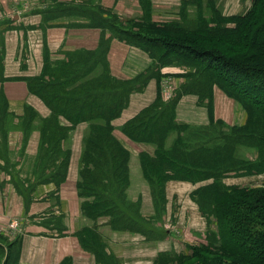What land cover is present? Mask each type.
I'll return each mask as SVG.
<instances>
[{"label":"crops","instance_id":"crops-1","mask_svg":"<svg viewBox=\"0 0 264 264\" xmlns=\"http://www.w3.org/2000/svg\"><path fill=\"white\" fill-rule=\"evenodd\" d=\"M185 1L194 0H0V264H158L171 252L188 253L205 238L208 221L193 195L213 180L168 178L161 210L155 211L140 163L141 155L155 157V147L131 140L123 129L157 99H177L175 122L199 130L218 124L223 130L243 127L247 115L217 87L202 98L181 94L185 70L155 67L148 53L113 32L137 31L147 21H178ZM199 1L205 9L212 0ZM247 2L215 0L223 16L243 13ZM187 6L190 14L197 11V4ZM72 73L77 75L65 86ZM164 81L172 90L169 100L161 95ZM115 83L133 86L110 121L112 138L129 155L126 200L137 206L141 220L155 218L151 227L157 230L159 225L160 231L154 237L111 229L105 220L94 230L87 226L78 182L89 123L73 124L34 92L53 84L56 95L68 96L85 86L108 98L126 88L117 89ZM55 173L60 174L53 178ZM261 180L228 175L222 182L231 188ZM147 201L148 217L141 209ZM14 222L16 229L10 226ZM87 231L104 243L100 261L81 241Z\"/></svg>","mask_w":264,"mask_h":264},{"label":"trees","instance_id":"trees-1","mask_svg":"<svg viewBox=\"0 0 264 264\" xmlns=\"http://www.w3.org/2000/svg\"><path fill=\"white\" fill-rule=\"evenodd\" d=\"M262 2L263 0H252L251 8L244 15L227 18L216 10L208 16L209 10L203 9L199 0L185 1L178 21L161 25L147 21L143 22L137 31L113 30L119 39L148 53L155 67L191 65L200 69L197 66L199 65L200 72L186 75L187 84L181 94L195 93L202 98L209 89L218 87L226 96L244 107L247 121L243 127L223 130L222 125L218 124L213 130H199L175 122L174 109L177 99L167 103L157 99L151 107L143 110L127 124L123 131L131 140L155 147V157H140L142 172L151 187L155 204L163 203V184L168 178L191 182L213 180L211 184L197 189L193 199L202 215H213L217 219L223 242L221 249L217 250L232 252L254 264L256 262L247 256V237L239 234L233 236L230 229L226 230V235L223 236L222 228L229 226L237 233H254L264 240V233L258 229L264 225V193L226 187L222 180L231 174L248 176L264 172V101L257 99V89L264 83L250 85V81L244 78L241 81H233L238 72L243 77L256 72L252 67L239 65V68L238 64H242L238 63L239 61L233 65L223 62L220 55H214L216 49L195 52L173 41L193 40L192 46L197 42L227 44L231 51L235 48V52H240L243 48L244 51L253 48L254 38L255 41L262 38L263 49L259 50V57L263 56L260 58V66L264 68V31L260 27L258 30H252L257 22L264 26V7L260 8ZM189 4H197V11L190 14L187 11ZM227 22L234 25L227 27ZM253 55L254 53H248L246 61ZM72 70L66 68L65 71ZM76 75L70 74L64 85ZM52 85L37 87L34 92L42 95L53 112L63 115L73 124L80 121L89 123L84 138L78 182L79 196L85 199L82 205L84 215L87 218L92 215L93 218L108 216L110 218L107 224L114 226L115 230L141 232L140 224L138 227L135 224L128 226L133 220L132 217L138 214L137 208L135 211L131 209L132 214L120 208L123 203L132 206L125 195L128 187L129 155L112 138L110 126L111 119L118 116L124 106L127 91H131L133 86L115 83L117 89L126 88L114 97L107 98L106 95L102 97L98 93L88 91L85 86L82 87L81 93L58 96L53 90L55 88L50 87ZM59 86L60 84L57 88ZM260 97L264 99V96ZM182 128L185 132L179 133ZM172 135L174 139L169 143L167 139ZM248 149L257 152L256 159L250 161L245 157ZM59 174L55 173L52 177H58ZM262 189L261 191H264V188ZM117 196L121 198L116 200ZM121 201L123 203H120ZM224 220H228V225H224ZM117 224L122 226L115 227ZM231 237L236 240H231ZM85 240L81 238L85 247L100 261L103 254L94 245L93 235L86 236Z\"/></svg>","mask_w":264,"mask_h":264},{"label":"rangeland","instance_id":"rangeland-1","mask_svg":"<svg viewBox=\"0 0 264 264\" xmlns=\"http://www.w3.org/2000/svg\"><path fill=\"white\" fill-rule=\"evenodd\" d=\"M251 5H252V0H248L247 4L244 7L243 13L237 14V15H244L251 8ZM206 6H207L205 8L206 11L209 10V12H207L208 16L215 10L218 11L219 13H221L220 12L221 8L216 6L215 0H212V2L210 1L209 3H207ZM263 7H264V0L260 4V8H263ZM220 15H222V14H220ZM237 15H233V16H237ZM223 17L230 18V17H232V15L223 16ZM233 25L234 24L232 22L226 23L227 27H232ZM259 27L261 28V30L263 29V31H264V26H262V25L260 26V22L259 23L257 22L253 26L252 30L253 31H254V29L258 30ZM159 36H161V35H159ZM192 41L193 40L180 39L179 41L175 40L173 42L174 43H180L184 47H187L190 50L195 51V52H204L205 49H216L214 51V55H216V56L220 55L223 62L230 63L233 65V64H237V62L239 61L238 63H242V64H238L239 68H241V66H239V65H242L244 67H252L256 72L255 74H252V75L246 74V75H244L245 77H243L242 74H240L238 72V74L236 76L234 75L233 81H238V80L241 81L242 78H244V79L250 81V85H256L257 86L258 84H261V82L264 83V71H263L264 68L260 66V58H262L263 56L259 57V55H260L259 50L263 49V45H261L262 38L258 39V40L256 39V41L254 38L252 40V42H253V45H255V46L253 48H250V49L245 50V51H244V48L240 49V52L239 51L235 52L234 51V50H236L235 48L233 49V51H231L227 44L220 45V44L212 43V42L211 43L197 42L195 46H192L191 45ZM248 53H252V54L254 53V55L251 56V58H248L249 61L247 62L245 58L248 57ZM156 55H158V53H156ZM231 59H232V61H231ZM174 66H178V67L182 68L183 70H185V72L187 74H190V73L195 74V72H197V71L200 72V70H201V67L199 65H197V66L200 69H197L196 66L194 67L191 65L190 66H188V65H174ZM227 79L229 81H231L230 78H227ZM218 85H219V83H218ZM257 92L259 93V95L257 96V99L259 101L261 100V102H263L264 99L261 98L260 95L262 97L264 96V85L260 86V88L257 89ZM236 102L239 103L238 101H236ZM239 104L242 106L241 103H239ZM242 108L245 111L243 106H242ZM245 113H246V111H245ZM217 130H220V129H217ZM180 132L182 133L185 131L183 129V130H180L179 133ZM189 133H191V132H189ZM245 157L248 160L250 157H254V159H256L257 152L255 150L251 151L248 149V151L245 153ZM259 175L264 176V172L263 173H257L256 175L249 174L248 176H255V178H259V180H261L260 179L261 177H259ZM241 176H244V175H241ZM253 184L257 187L250 186ZM234 187L249 189V190H257V191L264 193V191H261V190H263L262 188H264V179L261 180V183L257 182V183H252L249 185L245 184L244 187L243 186H234ZM241 195H244V194H241ZM120 198L121 197L117 196L116 200H119ZM86 201L88 202L89 200H86ZM120 203H123V201H121ZM136 207L137 206H134V205H132V206L127 205L126 206L123 203V204H121L120 208L122 209V211L127 212L129 214H132L133 211L131 209H133L135 211ZM152 207H154L155 211H156V207H157V209H160V206L158 204H153ZM203 208L208 210V208L206 206H203ZM141 209H142V212L144 215H147L148 213H150L151 210H150L149 201H147L146 204L141 205ZM136 215H134L132 217L133 220L130 221L131 224L128 226H132L133 224H135L138 227L140 224L142 226L143 233H147L149 235V237H154L155 234L159 235V231H160L159 225H158L157 230H155L154 227H151V226H153L151 224L154 223V221H155V218L153 216H151L148 220L147 219L141 220L139 214H136ZM147 217H148V215H147ZM109 218L110 217H108V216L93 218V215H92L87 220L88 221L87 226L92 227V230H94L97 228V226L104 225V224L99 225V223H102L104 220H105L104 221L105 225L108 226L107 221L109 220ZM206 218L208 221V228H207V231L205 233V238H201L197 243L192 245L191 250L188 253H186V254H182V253L174 254L173 252H171L169 254L170 258L165 257V259H163L162 261H159L158 264H254V263H251V262L244 260L243 257L237 256L236 254H234L232 252L226 251L224 249L223 250H217V249H221V247L223 246V242L221 240L222 236L220 237V231L218 230L217 219L213 215H209ZM157 220H158V218H157ZM224 221H225L224 225H228V223H227L228 220H224ZM161 222H159V223H161ZM121 226L122 225L117 224V226H115V227H121ZM261 228L263 229L264 225H261ZM261 228L258 227V229L262 231L261 233H264V230H262ZM111 229H114V226L111 227ZM229 229L233 232L232 233L233 236L234 235L236 236L239 234V235H243V236L247 237V239H248L247 246H248V253H249L247 255L248 258L254 260L256 262V264H264V240L262 238H259L254 233H248V232H246L247 234H245L244 232L237 233V232L233 231L229 226L228 227L224 226V228H222V235L225 236L226 230H229ZM164 230L166 231L165 228H164ZM85 235L86 236H88V235L92 236L93 235V238L95 239L94 245L97 248H99L100 250L104 246L102 239H99L98 237H96L94 232L87 231ZM228 236H230V235H228ZM231 240L235 241L236 238L231 237ZM85 242H86V240H85ZM240 253H242V252H240Z\"/></svg>","mask_w":264,"mask_h":264},{"label":"built area","instance_id":"built-area-1","mask_svg":"<svg viewBox=\"0 0 264 264\" xmlns=\"http://www.w3.org/2000/svg\"><path fill=\"white\" fill-rule=\"evenodd\" d=\"M161 87H162L161 88L162 98L164 100L171 99L173 94H172V90H171V87L169 86V84L166 81H164ZM10 226L13 229L18 228V224L16 222L12 223Z\"/></svg>","mask_w":264,"mask_h":264}]
</instances>
